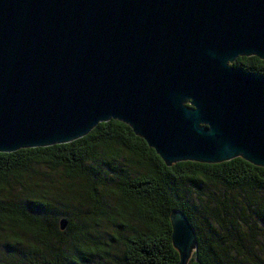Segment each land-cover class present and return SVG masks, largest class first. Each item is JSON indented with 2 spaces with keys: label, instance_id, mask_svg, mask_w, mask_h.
<instances>
[{
  "label": "water",
  "instance_id": "1",
  "mask_svg": "<svg viewBox=\"0 0 264 264\" xmlns=\"http://www.w3.org/2000/svg\"><path fill=\"white\" fill-rule=\"evenodd\" d=\"M253 55L264 60V0H0V152L116 119L168 165L264 166V74L233 64ZM171 220L187 264L194 226Z\"/></svg>",
  "mask_w": 264,
  "mask_h": 264
},
{
  "label": "trees",
  "instance_id": "2",
  "mask_svg": "<svg viewBox=\"0 0 264 264\" xmlns=\"http://www.w3.org/2000/svg\"><path fill=\"white\" fill-rule=\"evenodd\" d=\"M233 64L264 74L255 55ZM175 210L197 237L187 264H264V166L241 156L168 165L116 119L69 143L0 152V233L14 237L13 264H94L98 250L103 264H179ZM102 224L121 241L120 257L94 238L105 236Z\"/></svg>",
  "mask_w": 264,
  "mask_h": 264
},
{
  "label": "rangeland",
  "instance_id": "3",
  "mask_svg": "<svg viewBox=\"0 0 264 264\" xmlns=\"http://www.w3.org/2000/svg\"><path fill=\"white\" fill-rule=\"evenodd\" d=\"M42 170L44 172H46V173H49V170L44 168V167H42ZM102 231L105 232V236H103V237H94L96 239V241L97 242H100V241L109 242L108 250L112 254H117L118 253V255L120 257L123 254V251L120 252V249L122 248V246L121 245H120L121 247L119 246V244H121V241H117L116 239H114L113 236H112L113 233H111L110 230L108 229V227L106 225H104V224H102ZM101 232L99 234H97V235H100ZM126 232L130 233V231L127 230V231L124 232V234ZM89 237H93V236L90 235ZM21 238L25 242V244H30V243H32L34 241V238L29 236V235H28V237H21ZM111 239L115 240V244L111 242ZM12 243H14V237L9 236L8 233H6V231L1 230V233H0V258L7 259L10 264H13L14 258H13V253H11V248L8 247V245H10ZM97 245L100 246L99 243H97ZM20 246L22 247L23 245L21 244ZM100 253H101V250H98V251H96V254L90 256V258L92 260L96 261L94 264H103V263H101V260H100V258H102Z\"/></svg>",
  "mask_w": 264,
  "mask_h": 264
}]
</instances>
